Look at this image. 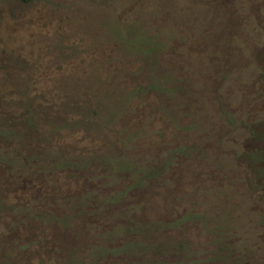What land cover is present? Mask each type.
Wrapping results in <instances>:
<instances>
[{
	"label": "rangeland",
	"instance_id": "rangeland-1",
	"mask_svg": "<svg viewBox=\"0 0 264 264\" xmlns=\"http://www.w3.org/2000/svg\"><path fill=\"white\" fill-rule=\"evenodd\" d=\"M2 118L0 264H264V0H0Z\"/></svg>",
	"mask_w": 264,
	"mask_h": 264
},
{
	"label": "trees",
	"instance_id": "trees-1",
	"mask_svg": "<svg viewBox=\"0 0 264 264\" xmlns=\"http://www.w3.org/2000/svg\"><path fill=\"white\" fill-rule=\"evenodd\" d=\"M21 1H23V2H29L30 0H21ZM26 105V104H25ZM28 116V120H26V122H25V124H28L30 127H34V125H33V121H32V118L29 116V115H27ZM2 121L0 122V136L1 137H3V138H9L10 136H12L14 133L12 132V130H11V125L12 124H8V122L6 121V119L5 118H2L1 119ZM6 125H8L9 127H7ZM258 132H256V134H257ZM17 135H20V132H17ZM262 137H264V134H263V136ZM259 155H260V152H254V155L253 156H247V155H243L244 157L245 156H247L248 158H246L247 159V161H249V165L251 166V164L253 163V161L255 160V158H257V159H260L259 158ZM253 158V159H252ZM254 165V164H253ZM252 165V166H253ZM252 170H253V168H252ZM255 176L257 177V175L255 174ZM256 178H254L253 180H255Z\"/></svg>",
	"mask_w": 264,
	"mask_h": 264
}]
</instances>
